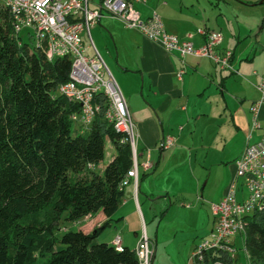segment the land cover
Wrapping results in <instances>:
<instances>
[{"label":"crops","instance_id":"obj_1","mask_svg":"<svg viewBox=\"0 0 264 264\" xmlns=\"http://www.w3.org/2000/svg\"><path fill=\"white\" fill-rule=\"evenodd\" d=\"M130 2L142 19L157 13L167 33L180 38L193 34L195 45L203 42L197 28L219 31V48L232 50L234 68L222 70L206 57L185 56L181 60L138 29L126 27L107 14L91 27L97 39L92 43L115 78L134 122L139 161L149 159L153 164L150 170L139 166L137 189L132 180L124 186L121 203L107 225H114L115 230L109 229L103 239L113 245L120 235L121 246L135 249L144 231L155 245L154 264L161 243L158 233L152 238L147 221L154 220L157 209L167 212L172 206L170 195L194 201V205L183 204L186 225L191 230L186 238L190 250L196 245L195 238L213 229L211 204L225 194L244 147L264 136V105L257 110L258 129L252 127L250 111L259 97L255 85L264 76V0ZM97 3L89 0L88 6L95 8ZM84 41L88 44L86 37ZM181 68L185 72L179 79L176 73ZM166 137L173 138V144L161 148ZM217 140L235 142L234 154L213 159L211 153L218 157L212 148ZM114 154L115 150L109 160ZM214 165L218 170L226 166L227 176L216 194L212 193L216 181L206 193L201 177L206 171L210 174ZM104 220L99 212L77 221H81L79 229L88 232ZM185 264L195 263L191 258Z\"/></svg>","mask_w":264,"mask_h":264},{"label":"trees","instance_id":"obj_2","mask_svg":"<svg viewBox=\"0 0 264 264\" xmlns=\"http://www.w3.org/2000/svg\"><path fill=\"white\" fill-rule=\"evenodd\" d=\"M17 41L0 2V264H138L134 249L94 242L121 203L129 145L120 143L122 133L103 111L87 134L73 133L69 116L79 106L56 93L68 78L70 59L49 60ZM105 139L115 154L98 174L93 168L103 159ZM99 212L106 220L91 231L55 234L61 217L77 221ZM245 220L249 262L264 264V208ZM215 261L237 264L214 250L204 252L199 264Z\"/></svg>","mask_w":264,"mask_h":264},{"label":"built area","instance_id":"obj_3","mask_svg":"<svg viewBox=\"0 0 264 264\" xmlns=\"http://www.w3.org/2000/svg\"><path fill=\"white\" fill-rule=\"evenodd\" d=\"M9 10L12 29L22 43L20 32L26 31L34 50H41L46 57H68L70 70L65 82L57 87V93L67 101L77 104L69 118L82 133L89 128L96 116L103 111L104 118L115 131L122 133L120 143H127L131 152V167L120 182L123 189L129 181L138 186V168L150 170L149 159L140 162L137 150V133L129 113L126 100L111 71L95 49L90 28L103 14L117 18L126 27L138 29L146 38L158 44L168 53H176L181 60L185 56L206 57L222 70L233 71L232 50L220 49L222 34L219 31L199 27L196 33L203 37L200 45L192 41L191 33L180 38L167 33L160 16L153 13L142 19L139 11L127 0H98L97 7L90 8L89 0H0ZM86 37L88 44L84 41ZM91 49V54L88 50ZM184 68L177 71L181 79ZM259 97L251 104L252 127L260 128L257 110L264 105V76L255 85ZM102 97V101L98 100ZM173 144V138L166 137L161 148ZM240 180V183L238 181ZM264 208V136L252 144H247L235 161V174L226 192L217 203L211 204L214 227L201 245L194 248L191 258L195 264L203 259V253L210 250L227 253L231 257L236 250L235 239L240 236L245 243V218ZM115 249L120 250L121 238L113 240ZM154 242L144 231L141 232L134 252L138 264H152ZM247 254V252H246ZM248 257V254H247ZM249 260V258H248ZM211 264H223L215 261ZM249 264H251L249 262Z\"/></svg>","mask_w":264,"mask_h":264},{"label":"rangeland","instance_id":"obj_4","mask_svg":"<svg viewBox=\"0 0 264 264\" xmlns=\"http://www.w3.org/2000/svg\"><path fill=\"white\" fill-rule=\"evenodd\" d=\"M117 21H119L122 25L123 22H121L119 19L114 18ZM20 38L22 39V43H28L29 46L32 47L31 40L27 34L26 31L20 32ZM90 37L92 41H97L96 36L93 33V29L90 28ZM97 43V42H96ZM107 65V64H106ZM108 67V66H107ZM57 93V92H56ZM58 94V93H57ZM216 117V113L214 114ZM76 123H72V132H76L78 127ZM218 131V129H217ZM89 132V128H86L82 131L81 134L85 135ZM236 143L232 140L228 141L227 143H224L220 140L212 142V148L215 154L211 153L213 156L212 158H219L231 156L232 153L236 149ZM114 151V148L110 141L108 139H105V153L103 156V159L93 168V171L101 174L103 170V165H105L108 160L110 153ZM234 154V153H233ZM220 156V157H219ZM226 166H223L222 168H219V166L214 165L211 169V173L208 174V172H204V176L201 177V187L203 190L207 193V191L210 189V185L216 181V185L213 186L212 193L216 194L222 184L224 183V180L227 176V171L225 169ZM208 180V183H207ZM223 182V183H222ZM240 183V180L238 181ZM172 200V206L169 205V207L166 209L167 212H164V210L159 211L157 209L156 211V217L153 221L148 222V228L150 230V234L153 236L158 233L159 239H160V248L157 253V257L155 258L154 264H185L186 262L191 259V254L194 250V248L198 245H201L202 242L207 239L210 235L209 230L207 231L206 235H200V237L195 238V244L192 248L187 251L188 245L186 246V243L189 242V240H186V238H189L190 235V228L188 225H186V217L184 214L183 208L186 206L183 205L184 203H191L194 205V201L191 199L182 198L181 196H175L170 195ZM205 203V202H203ZM168 206V205H167ZM166 208V207H164ZM210 215V213H209ZM81 226V221H69L66 220L64 217H61L58 229L55 230V234L60 235L62 231L69 229V230H78ZM112 226L106 227L103 231H101L94 239V242H105L104 236L106 233H108L109 229L115 228ZM151 227L153 228V231L151 233ZM236 250L233 254V257L236 259L237 264H249V260L246 254L245 250V244H244V238L238 236V238L234 242ZM59 246V244H57ZM163 262V263H161Z\"/></svg>","mask_w":264,"mask_h":264}]
</instances>
